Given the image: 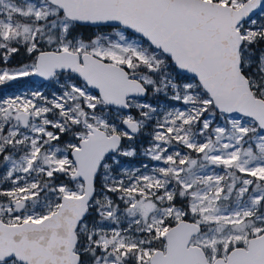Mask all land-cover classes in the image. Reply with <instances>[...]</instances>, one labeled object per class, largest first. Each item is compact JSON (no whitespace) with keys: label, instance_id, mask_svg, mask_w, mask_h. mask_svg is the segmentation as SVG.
Returning a JSON list of instances; mask_svg holds the SVG:
<instances>
[{"label":"snow or ice","instance_id":"1","mask_svg":"<svg viewBox=\"0 0 264 264\" xmlns=\"http://www.w3.org/2000/svg\"><path fill=\"white\" fill-rule=\"evenodd\" d=\"M31 77L0 264H264V0H0V86Z\"/></svg>","mask_w":264,"mask_h":264},{"label":"trees","instance_id":"2","mask_svg":"<svg viewBox=\"0 0 264 264\" xmlns=\"http://www.w3.org/2000/svg\"><path fill=\"white\" fill-rule=\"evenodd\" d=\"M45 83L38 82L31 78H25L22 81L12 82L5 86H0V98H3L6 95L17 94L18 92L25 90H36L39 87L43 86Z\"/></svg>","mask_w":264,"mask_h":264},{"label":"rangeland","instance_id":"3","mask_svg":"<svg viewBox=\"0 0 264 264\" xmlns=\"http://www.w3.org/2000/svg\"><path fill=\"white\" fill-rule=\"evenodd\" d=\"M32 78H34V77H32ZM38 89L43 90V91H46V92L49 91L50 90L49 82H46L43 86L39 87ZM52 90H54V89H52ZM21 92H26V91L25 90H22V91L18 92L17 94H20Z\"/></svg>","mask_w":264,"mask_h":264},{"label":"water","instance_id":"4","mask_svg":"<svg viewBox=\"0 0 264 264\" xmlns=\"http://www.w3.org/2000/svg\"><path fill=\"white\" fill-rule=\"evenodd\" d=\"M36 80L38 81H41V82H48V81H45L43 78H40V77H34Z\"/></svg>","mask_w":264,"mask_h":264}]
</instances>
